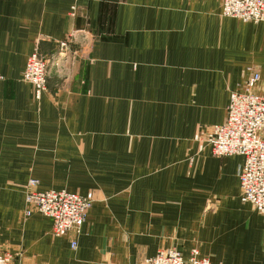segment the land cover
<instances>
[{"label":"crops","instance_id":"0c3cea01","mask_svg":"<svg viewBox=\"0 0 264 264\" xmlns=\"http://www.w3.org/2000/svg\"><path fill=\"white\" fill-rule=\"evenodd\" d=\"M72 30L75 53L48 68L36 99L28 56ZM249 67L264 96V21L223 16L220 0H0V252L16 264H140L173 247L264 264L263 217L240 199L243 156L201 139ZM28 179L92 200L77 237L23 216Z\"/></svg>","mask_w":264,"mask_h":264},{"label":"built area","instance_id":"2783aa9c","mask_svg":"<svg viewBox=\"0 0 264 264\" xmlns=\"http://www.w3.org/2000/svg\"><path fill=\"white\" fill-rule=\"evenodd\" d=\"M221 14L242 21H264V0H220ZM75 7L70 15L74 16ZM81 34L72 30L66 37L55 40L52 54L42 53L36 45L28 56L22 72V79L33 87L34 96L39 99L47 87V74L50 66L59 69L70 54H74V45ZM260 80L259 71L247 68V75L240 91H232L223 123L215 124L201 137L208 144L213 155L224 156L238 154L244 158L238 170L240 199L250 203L263 217L264 222V96L255 92ZM38 181L29 179L25 187L26 216L37 212L51 219L52 234L77 237L92 200L65 189L38 191ZM76 247V239L70 241ZM264 255V229L262 235ZM0 264H16L10 254L0 252ZM140 264H211L209 259L201 257L196 249L188 258L175 248L160 249Z\"/></svg>","mask_w":264,"mask_h":264},{"label":"rangeland","instance_id":"374dc122","mask_svg":"<svg viewBox=\"0 0 264 264\" xmlns=\"http://www.w3.org/2000/svg\"><path fill=\"white\" fill-rule=\"evenodd\" d=\"M29 180V179H28ZM38 184V183H37ZM36 188H37V185H36ZM38 190V189H37ZM38 191H41V190H38ZM24 198H25V196H24ZM24 209H25V207H24ZM24 209H23V216L24 217H27L25 214H24ZM30 216V215H29ZM80 234V233H79ZM170 248H173V247H170ZM168 249V248H167ZM6 253V252H5ZM9 254V253H8Z\"/></svg>","mask_w":264,"mask_h":264}]
</instances>
